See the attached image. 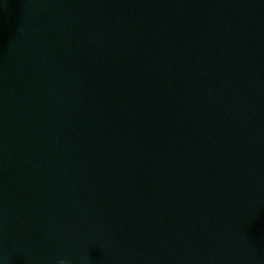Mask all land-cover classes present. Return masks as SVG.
<instances>
[{
	"label": "water",
	"instance_id": "1",
	"mask_svg": "<svg viewBox=\"0 0 264 264\" xmlns=\"http://www.w3.org/2000/svg\"><path fill=\"white\" fill-rule=\"evenodd\" d=\"M0 264H264V0H0Z\"/></svg>",
	"mask_w": 264,
	"mask_h": 264
}]
</instances>
